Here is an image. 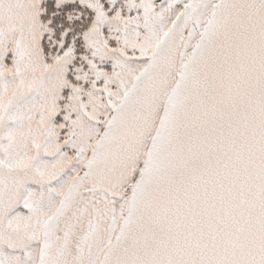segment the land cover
<instances>
[{"label": "snow or ice", "instance_id": "6c2138e0", "mask_svg": "<svg viewBox=\"0 0 264 264\" xmlns=\"http://www.w3.org/2000/svg\"><path fill=\"white\" fill-rule=\"evenodd\" d=\"M0 264H264V0H0Z\"/></svg>", "mask_w": 264, "mask_h": 264}]
</instances>
